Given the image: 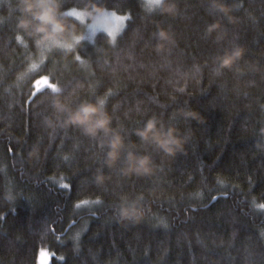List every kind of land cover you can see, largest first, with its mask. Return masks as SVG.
<instances>
[{"label":"trees","instance_id":"trees-1","mask_svg":"<svg viewBox=\"0 0 264 264\" xmlns=\"http://www.w3.org/2000/svg\"><path fill=\"white\" fill-rule=\"evenodd\" d=\"M95 2L126 16L117 37L99 32L77 57L56 51L29 70L14 0H0V264H264V0ZM161 28L171 39L157 49ZM233 47L242 56L217 71ZM40 74L73 102L107 91L113 125L152 170L124 174L95 138L49 127ZM150 115L177 129L179 149L140 140ZM122 197L139 198L138 218L118 215Z\"/></svg>","mask_w":264,"mask_h":264},{"label":"clouds","instance_id":"clouds-1","mask_svg":"<svg viewBox=\"0 0 264 264\" xmlns=\"http://www.w3.org/2000/svg\"><path fill=\"white\" fill-rule=\"evenodd\" d=\"M214 8L227 11L221 0H212ZM16 10L14 39L17 43L33 50L29 70L42 67L49 56L59 51L62 56L72 53L77 57L76 48L85 38L84 28L90 33L110 22L115 9H108L95 0H77L76 3L64 7V0H14ZM145 7L151 11L159 9L162 12L171 11V6L165 0H146ZM118 15H123L118 13ZM218 27L216 22L207 25L206 31L211 32ZM157 49L164 41L171 39L163 28L157 31ZM243 49L233 47L217 55V71L231 67L240 59ZM46 78L40 82L41 78ZM32 91L48 89L44 94L51 115L45 116V123L52 128L76 127L105 149L104 162L108 166L122 160L121 171L124 174H144L152 170L151 156L146 152L134 150L132 142H125L122 126L113 125L112 113L107 107L108 92L96 93L92 98L80 97L73 102L70 94H65L58 81H53L48 74L35 76L31 81ZM49 84L55 85L50 87ZM195 115V113H187ZM141 141L155 145L164 152L173 153L181 147L182 140L176 134L177 129L172 125L165 126L155 115L148 116L142 126L134 129ZM103 176L98 175L100 181ZM116 212L121 218L136 219L142 214L139 198L122 197Z\"/></svg>","mask_w":264,"mask_h":264},{"label":"rangeland","instance_id":"rangeland-1","mask_svg":"<svg viewBox=\"0 0 264 264\" xmlns=\"http://www.w3.org/2000/svg\"><path fill=\"white\" fill-rule=\"evenodd\" d=\"M146 3V0H143ZM125 20H126V16L125 15H118L116 13H112L111 17H110V22L104 24L103 26H101L99 29H93L90 33L88 32V30L86 28H84V32H85V38L81 40L82 41H86V42H92L96 36V34H98L99 32L105 33L108 35L109 39L111 41H113L117 35L121 32V30L124 27L125 24ZM46 254L48 255V253L45 250H41L40 254ZM49 257V255H48ZM43 259H45V255L42 256Z\"/></svg>","mask_w":264,"mask_h":264},{"label":"snow or ice","instance_id":"snow-or-ice-1","mask_svg":"<svg viewBox=\"0 0 264 264\" xmlns=\"http://www.w3.org/2000/svg\"><path fill=\"white\" fill-rule=\"evenodd\" d=\"M45 80H46V78L42 77L40 82H43V81H45ZM49 86H50V87H55V85H51V84H49Z\"/></svg>","mask_w":264,"mask_h":264}]
</instances>
